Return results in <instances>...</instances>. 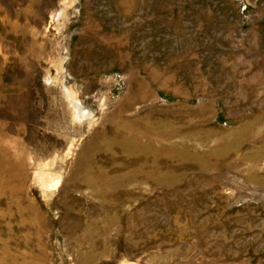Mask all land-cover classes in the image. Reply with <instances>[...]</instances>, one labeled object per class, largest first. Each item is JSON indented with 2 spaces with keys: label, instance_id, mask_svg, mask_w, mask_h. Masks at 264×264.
Wrapping results in <instances>:
<instances>
[{
  "label": "rangeland",
  "instance_id": "1",
  "mask_svg": "<svg viewBox=\"0 0 264 264\" xmlns=\"http://www.w3.org/2000/svg\"><path fill=\"white\" fill-rule=\"evenodd\" d=\"M0 264H264V0H0Z\"/></svg>",
  "mask_w": 264,
  "mask_h": 264
}]
</instances>
